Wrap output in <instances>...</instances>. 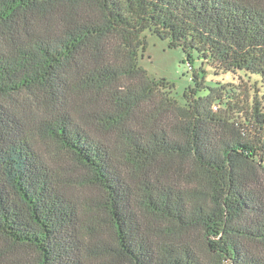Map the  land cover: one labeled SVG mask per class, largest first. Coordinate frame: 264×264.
I'll return each instance as SVG.
<instances>
[{
	"label": "trees",
	"instance_id": "trees-1",
	"mask_svg": "<svg viewBox=\"0 0 264 264\" xmlns=\"http://www.w3.org/2000/svg\"><path fill=\"white\" fill-rule=\"evenodd\" d=\"M145 31L264 83V0H0V264H264V105Z\"/></svg>",
	"mask_w": 264,
	"mask_h": 264
},
{
	"label": "rangeland",
	"instance_id": "rangeland-1",
	"mask_svg": "<svg viewBox=\"0 0 264 264\" xmlns=\"http://www.w3.org/2000/svg\"><path fill=\"white\" fill-rule=\"evenodd\" d=\"M146 48L140 53L138 63L149 77L154 79H166L173 85V95L183 103L184 90L193 86L192 75L194 71L204 70L205 85L215 87L218 84L227 90L225 97L231 100L237 107H249L254 95L260 98L264 105V83L259 74H247L243 72H226L215 74L207 64L193 51L191 58L183 52L181 47H169L168 40H162L156 35L145 31Z\"/></svg>",
	"mask_w": 264,
	"mask_h": 264
}]
</instances>
